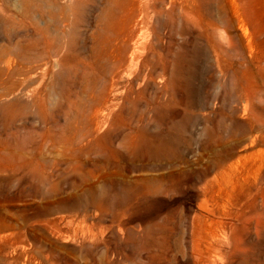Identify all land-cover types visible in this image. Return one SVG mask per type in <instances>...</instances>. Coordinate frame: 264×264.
Masks as SVG:
<instances>
[{
    "label": "rangeland",
    "instance_id": "1",
    "mask_svg": "<svg viewBox=\"0 0 264 264\" xmlns=\"http://www.w3.org/2000/svg\"><path fill=\"white\" fill-rule=\"evenodd\" d=\"M0 264H264V0H0Z\"/></svg>",
    "mask_w": 264,
    "mask_h": 264
}]
</instances>
